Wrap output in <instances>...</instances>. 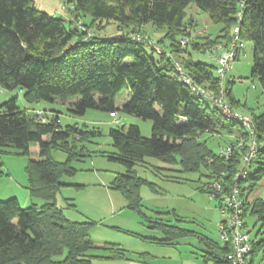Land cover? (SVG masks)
Wrapping results in <instances>:
<instances>
[{
	"label": "trees",
	"instance_id": "trees-1",
	"mask_svg": "<svg viewBox=\"0 0 264 264\" xmlns=\"http://www.w3.org/2000/svg\"><path fill=\"white\" fill-rule=\"evenodd\" d=\"M191 4L222 25L219 35L191 37L189 28L196 25L187 13ZM66 8L72 20L37 8L34 0H0V87L19 88L28 104L60 99L77 115L89 108L109 115L117 112L120 120L109 129L117 156L110 158L122 163L125 172L116 173L109 187L122 194L127 208L164 232L166 240L199 233L158 216L150 219L140 190L147 184L157 192V185L135 169L147 156L179 172L206 177L200 189L218 200L221 211L237 186L246 226L247 216H254L255 223L263 225L257 234H264V198L250 197L264 177V111L249 116V130L213 98L222 96L232 111L243 105L233 95V82L223 81L220 53L213 47L220 42L228 46L236 35L244 47V41L253 43L252 76L264 92V0H67ZM147 23L165 26L166 32L154 41L144 33ZM111 25L119 33L108 32ZM184 38L188 43H182ZM189 47L215 58L217 64L195 60ZM125 90L128 99L118 108L117 96ZM35 109L20 106L17 97L0 104V155L15 147L17 153L30 156L31 144H39L40 158L29 159L26 171L30 196L42 200L28 207L17 197L0 201V264H93L99 254L90 251L99 249L108 250L110 257L124 255L118 244L100 246L93 241L90 230L96 222L73 219L67 207L58 204L62 187L68 185L60 180L62 175L75 173L72 160L102 131L87 124L63 126L57 111L41 120ZM120 111L152 120V135H142L136 123H123ZM205 134L228 142L215 150L203 139ZM253 139L257 150L250 156ZM54 149L67 152L68 159H54ZM254 163L257 166L250 170ZM199 237L206 261L229 264L230 242L222 245L209 236ZM263 249L264 238L253 240L250 264Z\"/></svg>",
	"mask_w": 264,
	"mask_h": 264
},
{
	"label": "rangeland",
	"instance_id": "rangeland-1",
	"mask_svg": "<svg viewBox=\"0 0 264 264\" xmlns=\"http://www.w3.org/2000/svg\"><path fill=\"white\" fill-rule=\"evenodd\" d=\"M34 1L37 8L51 14L62 15L72 20L66 8L67 0ZM187 13L188 16H193L196 22L194 27L189 28L191 37L198 39V37L208 34H212L215 37L220 34L222 25L214 23L209 14L200 10L195 4L188 6ZM77 24L78 22H74L75 26ZM108 32L113 33V35L119 33L115 25H111ZM165 32V26L155 27L151 23H147L144 26L145 35H149L154 41L160 39ZM222 40L224 39L222 38ZM183 41L187 42V40ZM232 42L228 46L220 42L213 45V47L222 54L226 48L232 47ZM244 42L245 47L240 50L239 57L232 61L231 67L223 76V81L226 83L233 82L231 85L233 95L243 103L236 110L243 115L252 117L253 113L258 114L264 111V92L259 79L252 76L253 43L251 41ZM189 50L195 60L210 61L217 64V60L206 53L193 50L191 47H189ZM173 54L177 56L175 52ZM128 96L127 90L120 93L117 96V103L128 99ZM13 97H17L20 106H24L27 103L19 88L9 90L5 87H0V104ZM31 104H34L31 106L36 109L46 110L51 116L57 111V114H60L63 126L75 123L78 125L87 124L89 128L97 127L102 131V135L85 142L87 150H84L83 154L77 153L76 158L72 160L71 165L76 169L75 173L71 175L64 173L62 175L60 180L62 182L70 181V185L62 187V191L58 195V204L67 207L65 210L69 217L80 221L92 220L97 222L99 221V217L106 215L109 210L115 216L121 217L110 203L112 202L114 206L115 204L120 206L127 205V201L118 190H115L116 193H113L112 199L106 193L107 188H111L108 185L111 184L115 174L125 172V166L122 163L110 158V156H117V149L112 145L109 135V129L115 125V119L108 112L95 108L87 109L82 115L74 114L69 110L71 104L63 103L60 99L54 102L42 100L39 103ZM119 116L122 117L123 123L138 124L142 135H152V120L143 119L132 114H124L121 111ZM203 139H206L208 144L215 150H221L228 142L227 138L224 139L216 136L209 138L207 134L203 136ZM81 144L82 142H78V148L81 147ZM10 150L11 152L0 155V201L18 197L23 207H28L33 201L41 203L42 200L40 198L32 199L30 202L24 200L29 196V179L26 166L29 159L40 158L39 144L36 142L31 144L30 156L17 153L18 149L15 147H11ZM52 157L59 161H66L69 155L63 150L54 149ZM163 166L170 167L171 169H161L160 167ZM256 166L254 163L249 169L252 170ZM135 169L142 178L148 179L157 185V192L151 189L149 185L147 186V184L143 185L140 190L145 200V208H143L147 214L154 217L160 215L152 209L171 211L170 215L172 214L173 216L161 214L162 217L169 218L173 222L175 221L191 229L211 234L217 240H221L220 223L224 220L225 215L218 206V200L200 189L203 181H206V177H202L198 172H179L176 166L164 163L158 158L150 156L145 157L144 162L136 164ZM174 176L177 178H174ZM254 187L250 197L261 196L264 198V177ZM66 198L72 199L66 200ZM116 198L122 199L120 201ZM116 200L117 203H114ZM67 202L74 203L75 206L68 207ZM174 210L176 211V215H180L187 221L184 222L182 218L175 219L176 217L172 212ZM134 212L130 209L125 211V215H122L123 217L121 218L125 221L126 225H128L127 221H130V219L136 218L140 222L143 219L141 215ZM255 219L254 216L249 215L247 217L248 226L252 230L253 236L257 235L256 233L260 226L263 227L261 221L254 224ZM136 229L146 235H151L150 233H152L144 225L137 226ZM258 237L262 238L264 234H259ZM190 240L196 242L197 239L194 237L187 238V241ZM126 246L131 247L132 243H127ZM138 246L150 248L143 243H139ZM90 253L101 254L100 251L94 250L90 251Z\"/></svg>",
	"mask_w": 264,
	"mask_h": 264
},
{
	"label": "crops",
	"instance_id": "crops-1",
	"mask_svg": "<svg viewBox=\"0 0 264 264\" xmlns=\"http://www.w3.org/2000/svg\"><path fill=\"white\" fill-rule=\"evenodd\" d=\"M125 102L126 100L120 101L119 103H117V107L118 108L123 107ZM31 105H34V104L26 103L24 106L33 109L34 107H32ZM35 110H40V109H35ZM48 116H51V115L48 114ZM66 183L70 185L69 184L70 181H67ZM106 193L108 194L110 199H112L113 193H116V192L115 190H112V188H107ZM26 198H27V194H26ZM32 199L33 198L30 196V193H29L28 198L24 200H26V202L27 201L30 202L32 201ZM121 199L122 198H119L118 200L121 201ZM144 201L145 200L143 198L142 203L144 204V208H145ZM114 203H117V200ZM110 205L117 210V213H119L121 217H123L122 215H125L126 210H130L129 208L126 207V205L119 206L115 204L114 206L112 202L110 203ZM152 210L160 215H156L155 217L150 216L151 220L153 218H157L158 216V217H161L165 222L169 224H177V225L189 228L187 226L178 224L175 221L173 222L169 218L162 217L161 214H164V215L168 214L169 216H171L172 215V214L170 215L171 211H167V210L161 211V210H155V209H152ZM172 212L174 216L176 217L175 219L178 220L179 219L178 217L183 218L180 215H176L175 210ZM121 217L115 216V214L111 213L109 210L106 215L99 217L98 219L99 221H97L92 226L90 230V237L93 239V241L97 245H100V246H105L109 243L118 244L125 249V254L119 257H110L111 253L108 250L99 249L96 251H100L101 254H99L97 257H93V264H214L213 261L211 260L206 261L205 258L203 257V254L205 253V247L199 236L200 235L209 236L223 245L221 240H217L211 234L200 232L195 229H192V230L198 232L199 234L196 233L194 235L180 237L172 241L166 240L167 236H165L164 232H162L161 230L157 228H152L150 226V223L146 219L141 218L142 219L141 222L136 220V218H134L133 220L130 219V221H127L128 225H126L125 221ZM183 221L186 222L187 220L184 219ZM254 224H255V221H254ZM140 225H144V227L146 226L149 229V231L152 232L150 233L151 235H146L145 233L138 231V229L136 228L137 226H140ZM248 229L250 230L251 235H252V230L249 228V226H248ZM263 231H264V228H263ZM258 236L259 234L255 236L252 235V239L256 242L257 240L260 239ZM189 237L196 238L197 239L196 242H192L191 240L187 241V238ZM161 239H163V241H160ZM110 240L112 241L109 242ZM127 243L129 244L132 243V246L131 247L126 246ZM139 243H143L150 248H144L143 246L139 247L138 246ZM104 255H109V257H105ZM263 263H264V249L258 254L253 264H263Z\"/></svg>",
	"mask_w": 264,
	"mask_h": 264
},
{
	"label": "built area",
	"instance_id": "built-area-1",
	"mask_svg": "<svg viewBox=\"0 0 264 264\" xmlns=\"http://www.w3.org/2000/svg\"><path fill=\"white\" fill-rule=\"evenodd\" d=\"M238 27L236 31H238ZM183 40H187L184 42ZM182 43H188V38L183 39ZM244 47V43L239 42V37L236 35L235 41L231 48H226L222 54L218 56V63H220L219 73L221 76L224 75L225 71L231 67V61L236 56L239 48ZM223 49V47H221ZM160 49H158L159 51ZM215 52L217 50H214ZM221 93L224 94V90L221 89ZM215 102L222 105L224 111L228 114L233 115L238 118L241 123L249 130L253 129V121L247 115H243L238 111H232L224 101L222 96L213 97ZM38 118L44 120L43 112L41 110L36 111ZM110 115L118 122L120 119L117 112H111ZM257 150V143L255 139L252 142V148L250 150V156H254ZM230 151V148L227 149ZM244 200L241 197L240 189L234 186L230 196L225 199V205L222 208V213L225 215L224 220L220 223L221 241L230 242L231 251L227 254L226 258L229 264H250V253L253 249V240L251 232L245 224L244 210H243Z\"/></svg>",
	"mask_w": 264,
	"mask_h": 264
},
{
	"label": "clouds",
	"instance_id": "clouds-1",
	"mask_svg": "<svg viewBox=\"0 0 264 264\" xmlns=\"http://www.w3.org/2000/svg\"><path fill=\"white\" fill-rule=\"evenodd\" d=\"M45 117H48V118H49L50 116H46V115H45ZM48 118H45V120L48 119Z\"/></svg>",
	"mask_w": 264,
	"mask_h": 264
}]
</instances>
